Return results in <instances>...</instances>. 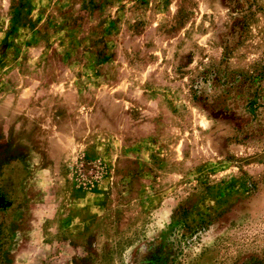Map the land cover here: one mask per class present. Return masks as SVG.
Returning a JSON list of instances; mask_svg holds the SVG:
<instances>
[{
	"label": "rangeland",
	"instance_id": "obj_1",
	"mask_svg": "<svg viewBox=\"0 0 264 264\" xmlns=\"http://www.w3.org/2000/svg\"><path fill=\"white\" fill-rule=\"evenodd\" d=\"M0 264H264V0H0Z\"/></svg>",
	"mask_w": 264,
	"mask_h": 264
}]
</instances>
